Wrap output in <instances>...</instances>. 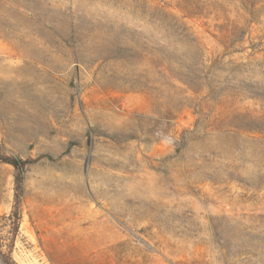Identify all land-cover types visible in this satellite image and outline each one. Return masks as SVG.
Listing matches in <instances>:
<instances>
[{
	"label": "rangeland",
	"instance_id": "rangeland-1",
	"mask_svg": "<svg viewBox=\"0 0 264 264\" xmlns=\"http://www.w3.org/2000/svg\"><path fill=\"white\" fill-rule=\"evenodd\" d=\"M0 264H264V0H0Z\"/></svg>",
	"mask_w": 264,
	"mask_h": 264
},
{
	"label": "trees",
	"instance_id": "trees-1",
	"mask_svg": "<svg viewBox=\"0 0 264 264\" xmlns=\"http://www.w3.org/2000/svg\"><path fill=\"white\" fill-rule=\"evenodd\" d=\"M5 162H10L11 164H13L14 166H16V161H13L11 159H4Z\"/></svg>",
	"mask_w": 264,
	"mask_h": 264
}]
</instances>
